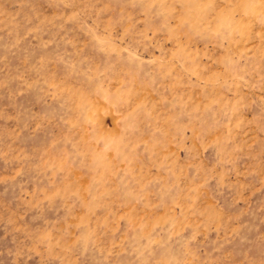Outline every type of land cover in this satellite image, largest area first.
I'll return each mask as SVG.
<instances>
[{
  "label": "rangeland",
  "instance_id": "rangeland-1",
  "mask_svg": "<svg viewBox=\"0 0 264 264\" xmlns=\"http://www.w3.org/2000/svg\"><path fill=\"white\" fill-rule=\"evenodd\" d=\"M0 264H264V0H0Z\"/></svg>",
  "mask_w": 264,
  "mask_h": 264
}]
</instances>
